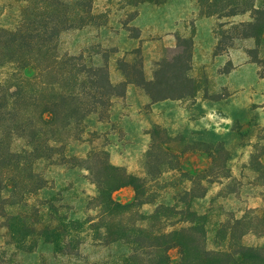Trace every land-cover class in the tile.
<instances>
[{
    "label": "rangeland",
    "instance_id": "rangeland-1",
    "mask_svg": "<svg viewBox=\"0 0 264 264\" xmlns=\"http://www.w3.org/2000/svg\"><path fill=\"white\" fill-rule=\"evenodd\" d=\"M137 1L95 0L93 22L63 31L58 49L85 52L88 63H103L108 58L111 79L118 83L124 79L118 59L131 60L135 56L130 51L141 50L145 76L150 80L158 62L173 58L179 37L193 38L189 70L193 95L155 101L143 86L129 83L124 96L113 98L109 111L102 117L101 113L90 114L68 138L69 154L85 156L92 148L105 151L112 164L145 178L144 199L151 202L106 216L91 200L98 187L87 168L40 161L38 169L49 184L31 201L41 210L42 223H65L71 231L62 224L56 238L35 236L17 243L0 226L1 260L127 264L125 258L136 253L131 242L135 236L129 241L121 238V225L143 224L169 231L187 225L178 222L182 216L174 211L188 207L189 217L205 229L208 249H224L226 234L232 231L234 243L262 247L252 255H263L264 77L252 55L257 43L254 38L226 39L225 49L217 50V32L223 29L235 35L233 24L252 18L251 11L227 14L240 11L251 0ZM20 5L16 0H0L3 26L15 27L21 21ZM259 51L264 57V46ZM7 67H0V80L5 79ZM5 117L0 118V128ZM21 144V139L15 140V145ZM102 158L91 159L99 170ZM135 194V188L128 185L113 196L130 202ZM160 204L178 205L177 210L162 209L170 216L167 222L148 216ZM171 252L179 255L176 247Z\"/></svg>",
    "mask_w": 264,
    "mask_h": 264
},
{
    "label": "trees",
    "instance_id": "trees-1",
    "mask_svg": "<svg viewBox=\"0 0 264 264\" xmlns=\"http://www.w3.org/2000/svg\"><path fill=\"white\" fill-rule=\"evenodd\" d=\"M16 1L21 4V21L15 27H6L0 20V67L8 66L5 79L0 80V118L6 115V122L0 128V226L14 241L24 243L35 236L56 238L62 227L71 231L65 223L55 226L51 222L42 223L43 214L31 201L49 184V179L38 169L40 161L87 168L98 187L97 195L91 200L96 201V207L104 209L106 216L114 210L126 213L151 202L144 199L147 194L145 178L112 164L105 151L92 148L85 156L69 154L68 138L90 114L101 113L102 117L103 112L109 111L113 98L124 96L129 83L143 86L155 101L193 95L195 89L189 74L192 37L178 38L173 58L158 62L150 80L145 76L141 50L130 51L129 54L135 57L118 59V68L122 70L124 79L114 83L108 58L103 63H88L84 60L85 52L70 53L58 49L63 31L93 22L96 17L95 0ZM144 1L164 0L137 2ZM137 2L131 4L137 5ZM246 11H251L252 18L233 24L235 35L223 29L217 32V50L225 49L226 39L254 38L257 48L252 50V55L261 66L264 77V57L259 54L264 46V0H251L250 5L227 15ZM182 45L186 47L182 49ZM3 137L6 138L5 143ZM17 139L22 140L19 146L15 145ZM96 155H104L100 170L96 166L98 163H91ZM83 161L87 164L80 165L79 162ZM128 185L135 188L134 199L117 201L114 191ZM165 206L158 205L148 216L167 222L170 216L162 209L177 210L178 205ZM174 213L182 216L178 222H187V225L169 231L162 230V227L153 230L143 224H134L133 227L121 225V238L129 241L135 236L131 242L135 244L136 253L125 258L127 264H264V250L263 255H252L262 247L234 243L232 231L229 236L226 234L228 243L224 249H208L205 229L200 222L189 217L191 208ZM149 217L142 216L143 220ZM240 220L235 219L237 223ZM174 247L178 248L179 255L172 254ZM0 264L20 263L0 259Z\"/></svg>",
    "mask_w": 264,
    "mask_h": 264
},
{
    "label": "crops",
    "instance_id": "crops-1",
    "mask_svg": "<svg viewBox=\"0 0 264 264\" xmlns=\"http://www.w3.org/2000/svg\"><path fill=\"white\" fill-rule=\"evenodd\" d=\"M264 124V123H263Z\"/></svg>",
    "mask_w": 264,
    "mask_h": 264
}]
</instances>
